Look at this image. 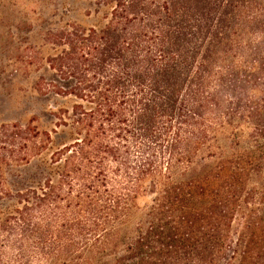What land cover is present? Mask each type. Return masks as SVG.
<instances>
[{
	"label": "trees",
	"instance_id": "obj_1",
	"mask_svg": "<svg viewBox=\"0 0 264 264\" xmlns=\"http://www.w3.org/2000/svg\"><path fill=\"white\" fill-rule=\"evenodd\" d=\"M85 1L49 124L1 127L0 264H264L262 155L219 144L264 139V0Z\"/></svg>",
	"mask_w": 264,
	"mask_h": 264
},
{
	"label": "rangeland",
	"instance_id": "obj_2",
	"mask_svg": "<svg viewBox=\"0 0 264 264\" xmlns=\"http://www.w3.org/2000/svg\"><path fill=\"white\" fill-rule=\"evenodd\" d=\"M87 3L85 0H0V131L6 124L27 123L34 118H38L37 124H49L46 102L37 96L34 85L50 76L47 63L60 50L57 35L64 25L72 21L83 26L89 24L83 9ZM225 137L220 136L219 144L226 148L227 154L248 150L254 156L262 155L248 186L264 191V139L259 145L254 144L246 128L241 139ZM229 145L235 150H227ZM148 203L147 198L137 201L139 208Z\"/></svg>",
	"mask_w": 264,
	"mask_h": 264
}]
</instances>
